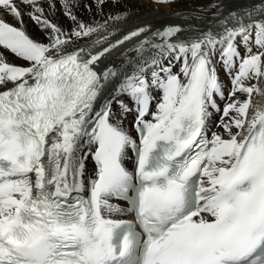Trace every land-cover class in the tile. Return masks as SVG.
I'll list each match as a JSON object with an SVG mask.
<instances>
[{"label":"snow or ice","instance_id":"1","mask_svg":"<svg viewBox=\"0 0 264 264\" xmlns=\"http://www.w3.org/2000/svg\"><path fill=\"white\" fill-rule=\"evenodd\" d=\"M107 3L0 0V264H264V0L115 42Z\"/></svg>","mask_w":264,"mask_h":264},{"label":"bare ground","instance_id":"2","mask_svg":"<svg viewBox=\"0 0 264 264\" xmlns=\"http://www.w3.org/2000/svg\"><path fill=\"white\" fill-rule=\"evenodd\" d=\"M84 2L87 3L88 0H84ZM213 2H215V0H176V3L162 4L154 3L153 0H109V3L104 7L103 14H95L96 10L93 6L90 11L81 7L78 11V16L85 22L92 23L94 21L102 22L104 19H107L109 15L115 16L127 13L124 19L109 21V30L115 32V35L109 39L115 42L116 39L121 38L125 33L139 26L151 25L153 29H156L162 28L167 24H184L185 21L180 17L189 16ZM92 3L94 5V0H92ZM233 6H235V4ZM57 7L59 8V5H57ZM55 19L65 28L71 26V21L63 17L59 11L56 12ZM191 22L192 21H189V23ZM25 27L34 38H42L38 27L32 21L28 20L27 17H25ZM92 39H96V37L93 36ZM44 42H47L46 39ZM134 42L135 41L131 43ZM131 43H126L120 49H117L110 59L118 57L119 52L131 47ZM220 75L224 84L228 85L227 76L224 75L223 71H221ZM260 86L264 88V83ZM255 97H258L259 100L262 96L257 94L254 98Z\"/></svg>","mask_w":264,"mask_h":264}]
</instances>
